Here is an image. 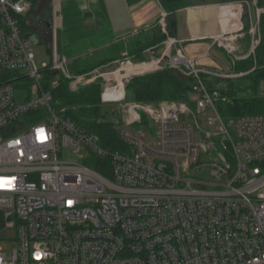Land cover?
<instances>
[{
  "label": "built area",
  "instance_id": "built-area-1",
  "mask_svg": "<svg viewBox=\"0 0 264 264\" xmlns=\"http://www.w3.org/2000/svg\"><path fill=\"white\" fill-rule=\"evenodd\" d=\"M63 1L51 0L53 17ZM230 6L225 27L210 38L234 65L264 49V6H255L249 25V3ZM30 7L0 0V242L12 244L0 247V264H264V114L225 119L216 105L233 103L217 81L249 71L200 66L168 34L163 11L161 55L122 59L100 99L122 103L131 77L168 63L189 77L187 100L123 103L130 117L117 129L122 145L106 148L56 110L52 93L60 79L76 90L105 74L72 75L54 44L51 63L39 67L19 25ZM246 33L251 47L242 54ZM47 69L56 75L46 83ZM141 108L153 133L131 127Z\"/></svg>",
  "mask_w": 264,
  "mask_h": 264
},
{
  "label": "trees",
  "instance_id": "trees-1",
  "mask_svg": "<svg viewBox=\"0 0 264 264\" xmlns=\"http://www.w3.org/2000/svg\"><path fill=\"white\" fill-rule=\"evenodd\" d=\"M31 4L30 10L19 17V25L21 32L25 36L36 33L42 37L43 41H50V38H43V34L39 28H36L30 20L31 12L40 5H47L51 0H28ZM145 0H128L131 8L138 6V3H144ZM184 0H151L134 12L135 17L140 13H144V17L140 23L144 24L150 18H153L150 23L151 29L148 32H143L128 48L125 55L119 52L113 54L114 50L120 46L116 43L111 45L107 52L112 53L113 56H105L100 60H92L79 65L72 66V74L80 75L87 74L95 68L107 64L113 60L129 58L133 61L143 59L142 54L148 48H157L161 45L166 35L159 26V19L161 13L165 11V26L169 35L173 36L174 22L171 20V15L178 8L182 7ZM258 6H264V0H256ZM136 17V19H137ZM140 23L139 26L141 25ZM137 24V23H136ZM259 32L264 36V12L259 17ZM43 31L50 30L48 23L43 24ZM264 63V49L258 46L255 55L249 56L247 59L236 64L237 71H249L244 77H248L247 84L237 85L233 82L229 83V90L225 92L230 96L233 103L226 105L223 108L224 114L227 117H237L245 114H264V92L260 91V84L264 81V68H253L254 65H262ZM55 71L47 69L44 76L46 83L48 80L55 77ZM69 80L60 79L58 86L52 91L54 97V105L56 110L71 118L79 127L88 130L99 136L102 146L108 148L109 146H121L120 138L117 134V129L104 122L101 118L100 94L102 91L101 78L80 86L76 90H71L68 85ZM190 89L189 77L185 76L179 70L172 67H162L161 69L148 72L141 75H135L129 79L126 84V93L128 100H132L144 104H158L162 101H185L187 100ZM251 90L245 96L237 97L238 91ZM143 122H146L143 119Z\"/></svg>",
  "mask_w": 264,
  "mask_h": 264
},
{
  "label": "crops",
  "instance_id": "crops-1",
  "mask_svg": "<svg viewBox=\"0 0 264 264\" xmlns=\"http://www.w3.org/2000/svg\"><path fill=\"white\" fill-rule=\"evenodd\" d=\"M149 1L151 0H145V2L142 4L138 3L139 5L134 6L133 8L130 7L128 0L63 1L61 3V7L63 10L60 16V21L62 24L67 21L70 24L69 27H71V19L73 17H81L80 22L76 23V26H72H80V29L75 31V35H77L79 40L82 41L84 39L85 41L93 38L99 39L101 35H104L103 39L96 40L100 41V44H98V46L96 47L90 46L85 51L78 53L69 52L68 50L69 55L64 56L69 60L68 65L70 73V68H72V66L74 65L76 66L75 62L78 60L84 59L85 61L89 62L92 60H100L105 56H113L112 53L110 55V53L107 52V49L111 45H114L116 43L120 44V46L114 50L113 54L119 52L121 55H125L126 51L128 50V48H130V46H132V43L136 40V38L139 35H142L143 32H148L151 29L152 25L150 23H152L153 18H150L147 22L142 24L140 22L144 17V13L142 14L139 12V14H137L138 17L136 16L137 19L135 15H133L134 12L138 11ZM241 1H247L249 3V6H244L243 9L244 13H249V15L244 14L243 23H245V25H249L250 22L253 23L256 21V0H184L183 6L172 13L171 20L175 25L173 37L178 40V43L183 48L185 54L189 57L196 58L197 63L206 69L209 68L201 64L200 60L207 58L212 50L216 49V51H221L225 54L226 57H228L221 48L217 46H211L210 37L218 34L221 29L225 27L226 23L229 20V15L233 11L232 6L230 5H235L236 3H239ZM63 3H65V7L62 6ZM234 9L237 8L234 7ZM105 21L108 24L110 30L108 36H106V34H104L105 32L102 31ZM138 23H140L141 25L139 26ZM232 23H235V20H232L231 24ZM48 28L50 30V41H52L51 38L53 37V35L52 27L50 24H48ZM72 35H74V33ZM69 37L70 39H72V36H70V34ZM164 42L155 49H146L142 54V60L132 61L134 63H142L144 61H149L153 58L159 57L164 47ZM239 44L240 52L242 54L247 53L251 47V36L246 33L244 37L239 40ZM189 46L193 47H191L190 51L187 53L185 51V48H188ZM228 59L229 63L232 66L231 59L229 57ZM121 60L122 58L113 60L95 69H98L99 71L102 70V73H104L105 75H111L110 73H112V71L119 68V63ZM209 70L213 71V69ZM115 72L116 73L114 74L117 75V71ZM223 73L228 72L225 71ZM153 105L156 106L157 104Z\"/></svg>",
  "mask_w": 264,
  "mask_h": 264
},
{
  "label": "rangeland",
  "instance_id": "rangeland-1",
  "mask_svg": "<svg viewBox=\"0 0 264 264\" xmlns=\"http://www.w3.org/2000/svg\"><path fill=\"white\" fill-rule=\"evenodd\" d=\"M62 6H66L65 3L62 4ZM63 7V8H64ZM62 7L57 9L54 13V19H53V12H52V5H51V1H49L47 3V5H40L37 6L29 15L30 20L33 22L34 26L36 28H39L40 31L43 34V38H47V40L50 38V33L48 31H43V24L44 23H48V24H52L53 23V27L55 29V33L54 36L51 38L52 41H43L42 37L39 36L36 33L30 34L28 36V41L31 44V49L33 51L34 57H35V61L37 63V65L39 67H43L44 65H49L51 63L52 60V54H51V46L54 44V46L56 47V52L58 53V55L60 56H67L69 55V52H73V53H78V52H83L85 51L87 48H89L90 46L96 47L98 46V44H100V41H96L99 39H103L104 35H101L99 37V39H88L85 40L84 39L81 41L79 40V38L77 37V35H75V31L80 29V26L78 25V27H72V26H76L78 22H80L81 17L76 18L73 17L71 19L72 22V26H70L69 22L65 21L63 24L60 21V16L62 14ZM74 23V24H73ZM160 26V25H159ZM161 27V26H160ZM162 29V28H161ZM74 31V32H73ZM103 32H105L104 34H106V36L109 35V27L108 24L105 23L103 24ZM74 33V35H72ZM72 36V39H70L69 37ZM74 36V37H73ZM56 43V44H55ZM193 46H189L188 48H185V51L188 53L190 51V48ZM69 50V52H68ZM200 52V51H199ZM87 61H85L84 59L78 60L75 62L76 65L85 63ZM119 63V62H118ZM200 63L205 65L207 68L209 69H213V71H220V72H228V73H234V72H243L242 71H237L235 69V66L237 63H235L234 65L231 66V64L229 63V59L228 57L225 56V54L223 52H219L216 51V49L212 50L210 52V55L205 58V59H201ZM118 66V64H117ZM115 67V66H113ZM259 68V65H254L253 68ZM115 69V68H114ZM101 72H103L102 70H100ZM72 72V69H71ZM75 76V75H74ZM110 77H112V79H114V76L112 75H105L104 79H101V85L103 86L104 82H106ZM248 77H244V76H240V77H232V78H223L221 80L217 81L218 87L221 90L222 94L230 97L228 95L225 94L226 91L229 90V83L233 82L234 84L237 85H245L247 84V79ZM113 84H115V82H113ZM126 84L125 83V98L124 101L122 103H111V102H102L101 105V118L103 119V121L108 122L110 126H112L115 129H118L119 126L121 124H124V122H126L129 117L130 114L126 113L123 111V103H136V104H141V105H146L144 103H139V102H135L132 100H128L127 97V93H126ZM251 90L249 89H245L244 91H241L237 93V97L240 96H245L247 94L250 93ZM260 91L263 94L264 92V81L261 82L260 84ZM101 100V99H100ZM54 105V103H53ZM149 105V104H148ZM217 107L221 110V114L222 116L226 119L227 115L224 114L223 109H222V103L221 102H217L216 103ZM55 107V105H54ZM193 107V106H192ZM56 108V107H55ZM140 115H141V120L139 121V123H134L131 127L137 130H142L144 131L145 129H148L150 131V133L154 132V126L153 123L151 121L150 116L148 122H143V119L146 120V115H145V110H143L141 108V110L139 109ZM193 120V119H191ZM197 120L199 122V125L201 126V128H206V123H205V116L204 115H198ZM142 122V123H140ZM120 146V145H119ZM12 246L11 243L9 242H0V247L3 250H8L10 247Z\"/></svg>",
  "mask_w": 264,
  "mask_h": 264
},
{
  "label": "water",
  "instance_id": "water-1",
  "mask_svg": "<svg viewBox=\"0 0 264 264\" xmlns=\"http://www.w3.org/2000/svg\"><path fill=\"white\" fill-rule=\"evenodd\" d=\"M164 66L169 67L170 65L168 63H165Z\"/></svg>",
  "mask_w": 264,
  "mask_h": 264
}]
</instances>
